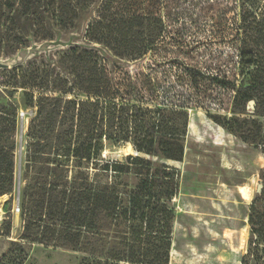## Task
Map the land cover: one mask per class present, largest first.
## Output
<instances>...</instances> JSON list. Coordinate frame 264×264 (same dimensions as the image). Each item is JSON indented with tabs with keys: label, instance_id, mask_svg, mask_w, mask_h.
<instances>
[{
	"label": "trees",
	"instance_id": "1",
	"mask_svg": "<svg viewBox=\"0 0 264 264\" xmlns=\"http://www.w3.org/2000/svg\"><path fill=\"white\" fill-rule=\"evenodd\" d=\"M191 2L207 4L225 23L221 44L233 50V72L206 77L185 67V75L191 84L207 78L235 92V114L254 102V115L264 118V0ZM89 13L85 38L128 61L156 52L164 18L180 15L160 0H0V53L27 48L31 38L53 40L57 29L74 30ZM60 67L64 74L15 67L0 84L6 88L0 90V200L15 188L19 90L24 107L35 109L27 131L35 176L23 194L21 240L71 250L78 264H170L179 181L166 162L183 161L187 108L158 104L159 92L145 81L116 82L93 49L71 48ZM243 123V142L264 148L263 124ZM104 141L131 144L137 155L103 162ZM261 179L264 185V171ZM248 220L242 264H264V187ZM12 250L22 252L23 245L11 243L0 264Z\"/></svg>",
	"mask_w": 264,
	"mask_h": 264
},
{
	"label": "rangeland",
	"instance_id": "2",
	"mask_svg": "<svg viewBox=\"0 0 264 264\" xmlns=\"http://www.w3.org/2000/svg\"><path fill=\"white\" fill-rule=\"evenodd\" d=\"M165 3L180 15L164 18L167 30L158 41L157 51L143 59H120L103 45L90 43L85 38L93 16L89 13L76 29H57L53 40L31 38L27 48L11 55L0 53V84L7 79V71L21 66L39 75L48 71L64 74L60 58L71 48L80 47L96 50L116 82L126 85L137 84L138 79L145 81L159 92L155 94L158 104L168 101V105H183L189 117L184 158L180 163L166 162L176 170L179 181V192L172 203L176 220L170 264H242L249 251V208L264 187V148L244 143L240 131L248 129L245 119L255 118L264 126V118L256 117L250 105L244 115L235 114V92L207 78L191 84L185 67L206 77L233 72L228 64L233 50L221 44L220 31L225 23L220 25L207 4L160 0L161 5ZM187 47H192L190 54H186ZM4 89L0 85V90ZM15 100L19 107L15 188L11 196L0 200V256L16 242L24 250H12L6 264H78L80 256L71 250L21 240L25 225L23 194L35 176V168L29 169L27 162V131L35 109L24 107L22 90ZM136 155L131 144L103 142V162L124 163L128 156Z\"/></svg>",
	"mask_w": 264,
	"mask_h": 264
},
{
	"label": "water",
	"instance_id": "3",
	"mask_svg": "<svg viewBox=\"0 0 264 264\" xmlns=\"http://www.w3.org/2000/svg\"><path fill=\"white\" fill-rule=\"evenodd\" d=\"M249 105H250L251 107H254L255 104H254V102H250Z\"/></svg>",
	"mask_w": 264,
	"mask_h": 264
},
{
	"label": "bare ground",
	"instance_id": "4",
	"mask_svg": "<svg viewBox=\"0 0 264 264\" xmlns=\"http://www.w3.org/2000/svg\"><path fill=\"white\" fill-rule=\"evenodd\" d=\"M4 198V197H3Z\"/></svg>",
	"mask_w": 264,
	"mask_h": 264
},
{
	"label": "crops",
	"instance_id": "5",
	"mask_svg": "<svg viewBox=\"0 0 264 264\" xmlns=\"http://www.w3.org/2000/svg\"><path fill=\"white\" fill-rule=\"evenodd\" d=\"M173 249V248H172Z\"/></svg>",
	"mask_w": 264,
	"mask_h": 264
}]
</instances>
